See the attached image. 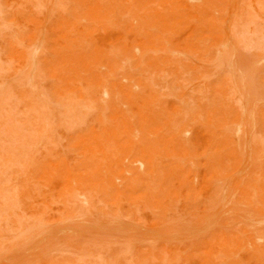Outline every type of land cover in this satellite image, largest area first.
Instances as JSON below:
<instances>
[{
    "label": "rangeland",
    "instance_id": "1",
    "mask_svg": "<svg viewBox=\"0 0 264 264\" xmlns=\"http://www.w3.org/2000/svg\"><path fill=\"white\" fill-rule=\"evenodd\" d=\"M0 264H264V0H0Z\"/></svg>",
    "mask_w": 264,
    "mask_h": 264
}]
</instances>
